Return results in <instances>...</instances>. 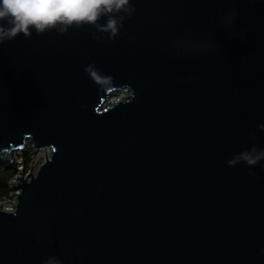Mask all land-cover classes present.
<instances>
[{"label":"water","instance_id":"95a60500","mask_svg":"<svg viewBox=\"0 0 264 264\" xmlns=\"http://www.w3.org/2000/svg\"><path fill=\"white\" fill-rule=\"evenodd\" d=\"M130 7L0 43V264H264V0Z\"/></svg>","mask_w":264,"mask_h":264},{"label":"clouds","instance_id":"9594fccd","mask_svg":"<svg viewBox=\"0 0 264 264\" xmlns=\"http://www.w3.org/2000/svg\"><path fill=\"white\" fill-rule=\"evenodd\" d=\"M130 0H0V43L33 32L43 34L56 29L66 32L72 26L93 25L99 31L115 37L119 32L122 11L131 12ZM107 17L105 23H99ZM91 75L93 66L86 68ZM264 160V148L242 150L228 160L229 166L240 162L252 167Z\"/></svg>","mask_w":264,"mask_h":264},{"label":"trees","instance_id":"16d2710c","mask_svg":"<svg viewBox=\"0 0 264 264\" xmlns=\"http://www.w3.org/2000/svg\"><path fill=\"white\" fill-rule=\"evenodd\" d=\"M23 152H25V150L22 151V153ZM7 158L8 157H2L0 159V204L9 202L13 198V181L19 173V167L23 165L26 169L29 167L28 164L30 163L28 154L19 157H11L8 163L6 161ZM20 159L24 161V163L20 162Z\"/></svg>","mask_w":264,"mask_h":264},{"label":"rangeland","instance_id":"374dc122","mask_svg":"<svg viewBox=\"0 0 264 264\" xmlns=\"http://www.w3.org/2000/svg\"><path fill=\"white\" fill-rule=\"evenodd\" d=\"M123 94H124L123 92H118L115 95H113L111 98H108L107 101L108 102L116 101L117 99L121 98ZM33 151H34L33 148H31V149L27 148L25 150V152L22 153V156L28 154V157H30V163L28 164L29 165L28 168L25 169L23 165L19 167V169L23 168V171H24L23 177L24 178L29 174L31 167H32L31 173H34L37 170V168L39 167V165H41L45 161V154H46V157H48V154H49L48 150L46 148H38L34 152ZM19 156H21L20 151L15 150V151H12L11 154H9V159H11V157L13 158V157H19ZM9 159L6 160L7 163L10 162ZM20 162L24 163V161H22L21 159H20ZM18 176H21L20 170H19V173L17 174V177ZM17 177H15L14 181L17 179ZM15 192L16 191H13V193H15ZM14 196L15 195L13 194V198L9 202H4V203L0 204L1 207L2 208H10L11 207L10 204H11V202H13Z\"/></svg>","mask_w":264,"mask_h":264}]
</instances>
